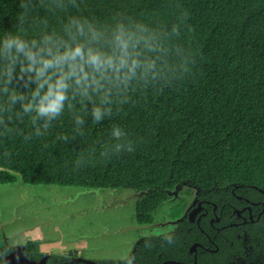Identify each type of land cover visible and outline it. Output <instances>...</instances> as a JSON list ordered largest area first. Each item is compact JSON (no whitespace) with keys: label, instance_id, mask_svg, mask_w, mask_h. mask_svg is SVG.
<instances>
[{"label":"trees","instance_id":"trees-1","mask_svg":"<svg viewBox=\"0 0 264 264\" xmlns=\"http://www.w3.org/2000/svg\"><path fill=\"white\" fill-rule=\"evenodd\" d=\"M18 5L19 0H0V33L15 23ZM180 11L188 13L181 35L166 41L179 48L164 69L170 85L134 94L102 124L86 118L84 136L69 143L57 140L74 134L67 111L45 136L28 141L23 137L32 131L29 119L13 117L11 126L18 131L0 136V184H14L18 175L30 186L131 191L141 195L135 203L138 227L157 224L155 214L187 186L185 195L204 202L207 214L192 223L182 198L163 220L175 226L140 231L130 254L134 264H194L195 243L217 250L199 249L197 264H264V0H84L68 14L103 23L119 14L155 22L166 32ZM68 14L40 12L53 27ZM113 124L125 129L135 151L100 155L101 146L111 143ZM81 153L86 162L77 167ZM250 203H256L255 221L232 225L239 222L237 211ZM212 218L220 219L215 227ZM167 235L175 243H166ZM24 247L31 260L47 256L38 241ZM11 252L0 231V264ZM76 257L50 255L47 264H70Z\"/></svg>","mask_w":264,"mask_h":264},{"label":"clouds","instance_id":"clouds-1","mask_svg":"<svg viewBox=\"0 0 264 264\" xmlns=\"http://www.w3.org/2000/svg\"><path fill=\"white\" fill-rule=\"evenodd\" d=\"M83 2L19 0L15 23L0 33V136L18 131L11 126L13 117L19 121L27 117L32 131L24 140L43 137L67 111L74 134L58 135L57 140L69 143L77 135L84 136L86 118L102 124L134 94L171 84L164 69L173 48H179L166 41L181 35L187 11H180L170 29L161 32L155 22L119 14L110 23L68 14ZM41 10L49 16L68 15L53 27ZM109 136L111 143L101 146L102 157L135 151L120 125L113 124ZM85 162L81 153L76 166ZM165 242L175 243L171 235L165 236ZM144 246L151 248V241H144ZM121 260L134 264L135 256L125 252Z\"/></svg>","mask_w":264,"mask_h":264},{"label":"rangeland","instance_id":"rangeland-1","mask_svg":"<svg viewBox=\"0 0 264 264\" xmlns=\"http://www.w3.org/2000/svg\"><path fill=\"white\" fill-rule=\"evenodd\" d=\"M14 184H0V231L12 249L41 235L40 251L48 255L74 254L89 261L121 260L133 252L140 231L164 229L170 209L185 198L189 211L196 196L187 186L171 194L172 200L155 214L157 224L134 225L135 203L141 195L127 190H87L58 186H30L17 175ZM188 211V214H189ZM144 232V233H145Z\"/></svg>","mask_w":264,"mask_h":264},{"label":"flooded vegetation","instance_id":"flooded-vegetation-1","mask_svg":"<svg viewBox=\"0 0 264 264\" xmlns=\"http://www.w3.org/2000/svg\"><path fill=\"white\" fill-rule=\"evenodd\" d=\"M197 201V203H196V206H194V208H192L190 211H189V216H190V214L193 212V211H195L196 209H198L199 208V204L201 205V208L199 209V212H198V214H197V216H196V218H195V221L194 222H192V223H197V224H199V222H200V219H201V217L202 216H204V215H206L207 214V210H206V208H205V206L203 205V203L204 202H200V201H198V200H196ZM256 203H250V205L249 206H247V207H245L244 209L245 210H247L248 211V217H245L244 215H243V211H245L244 209L242 210V211H237V217H238V219H239V222H237V223H234V224H232V225H235V226H237V227H240V226H243V225H246L247 223H248V221L250 220L251 222H254L255 220H254V216H253V211H252V205H255ZM264 204V203H263ZM216 211V207H215V209H214V212ZM239 212H240V214H239ZM263 212H264V209H263ZM257 219H260V214H258V216H257ZM220 221V219H218V218H212L211 219V224L215 227V222H219ZM217 230H220V229H217ZM208 236V235H207ZM208 239H209V244L210 245H214L215 244V242L208 236ZM193 245H196V250L194 251V252H191V248L193 247ZM192 246H191V248H190V253H192V254H194V257H195V261H196V264H197V256H198V254H199V249H201V250H206V251H208V252H216L217 250H212L210 247H204L202 244H200V243H195V244H193ZM19 247H21V246H19ZM24 247V246H23ZM16 248H18V247H16ZM16 248H12V251H14ZM26 254V253H25ZM48 255V254H47ZM50 256V255H49ZM28 257V256H27ZM76 258H78V257H76ZM30 259V258H29ZM42 259V258H41ZM40 259V260H41ZM74 259V258H73ZM72 259V260H73ZM40 260H38V261H40ZM71 260V261H72ZM35 261V260H34ZM167 263H169V264H172V263H170V262H165L164 264H167ZM78 264H84V263H78ZM195 264V263H194Z\"/></svg>","mask_w":264,"mask_h":264},{"label":"water","instance_id":"water-1","mask_svg":"<svg viewBox=\"0 0 264 264\" xmlns=\"http://www.w3.org/2000/svg\"><path fill=\"white\" fill-rule=\"evenodd\" d=\"M200 208H201V205L199 204V208L190 214L189 219L191 222L195 221V218ZM195 250H196V245H193V247L191 248V252H194ZM49 258L50 256L47 255V256H44L40 261L31 260L25 254V247L21 246V247L16 248L14 251H12L5 258V262L6 264H47ZM78 263L98 264L96 261H89V260L80 259V258H74L70 264H78ZM170 263H173V262H170ZM195 264H196V261H195Z\"/></svg>","mask_w":264,"mask_h":264},{"label":"crops","instance_id":"crops-1","mask_svg":"<svg viewBox=\"0 0 264 264\" xmlns=\"http://www.w3.org/2000/svg\"><path fill=\"white\" fill-rule=\"evenodd\" d=\"M28 240H32V242H33V241H38V242L41 244V242L43 241V238H42L41 235H39V236H37L36 238L30 237V238H28ZM27 243H29V241H28ZM27 243H26V244H27Z\"/></svg>","mask_w":264,"mask_h":264}]
</instances>
